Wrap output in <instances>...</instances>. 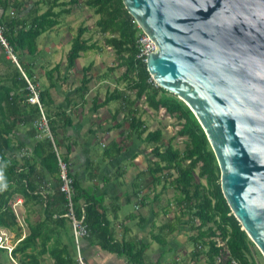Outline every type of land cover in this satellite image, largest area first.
Instances as JSON below:
<instances>
[{
  "label": "trees",
  "instance_id": "obj_1",
  "mask_svg": "<svg viewBox=\"0 0 264 264\" xmlns=\"http://www.w3.org/2000/svg\"><path fill=\"white\" fill-rule=\"evenodd\" d=\"M80 2L98 15L95 21L97 30L103 36L104 45L112 48L117 61L110 68H123L118 78L125 82L124 90L114 88L106 93L102 101L97 98L92 100L91 110L96 111L110 101L120 100L116 113L125 111L126 119L123 122H129L128 135L143 142L154 143L151 148L154 159L149 160L146 167L150 182L160 183L164 178V182L178 191L174 198L178 214L173 221L168 219L159 225L160 230L171 234L179 229L182 219H186L189 230L195 231L189 235L194 246L191 251L194 258L203 254L207 264H229L231 258L240 264H264L263 255L234 216L222 193L220 169L215 154L194 113L183 100L158 86L147 70L146 62L137 56L140 28L122 0H37L33 3L34 7H26L27 13L21 10L23 2L20 0H0V22L21 70L35 81L33 67L31 62L25 60V56H35L39 50L37 38L58 25L59 16L70 13L71 6ZM40 3L47 5L42 12L38 11ZM9 8L12 10L8 13ZM86 31V26H78L65 55V67H74L81 53L101 49L96 41L83 36ZM59 66L60 63H57L46 70L50 83L40 89L39 94L53 140L58 147L62 144L59 132L71 123L70 114L54 105L50 94V88L55 84L52 74ZM91 66L90 62L82 67L77 87L82 94L89 89L92 80L89 74ZM21 70L10 58H6L0 44V229L12 230L20 238L10 252L11 258L20 264H41L46 254L53 259V264H78L72 233L70 236L67 233L70 221L64 216L65 200L58 189L57 160L52 141L47 136L37 137L39 132L34 122L39 118L40 111L36 104L28 102V84ZM127 90L134 93L133 98L128 96ZM141 98L151 109L163 108L179 119L180 126L175 136L184 138L182 150L174 147L172 139L161 149L162 130H148L139 115L137 101ZM19 126L26 127L23 135L16 133ZM108 145V154L118 155L124 148L123 143L119 144L115 140H111ZM49 176L56 179L53 191L41 193L39 185L47 181ZM73 182L76 210L79 211L81 207L78 202L82 195L89 235L94 234L102 248L122 255L130 264H162L160 256L153 262L148 261L146 251L150 242L117 240L108 233L103 236V226L109 222L105 210L99 211L98 200L87 195L83 188L79 192L74 177ZM139 186L136 182L137 189ZM18 196L23 198L24 204L30 206V211L32 208L42 213L38 220L27 218L28 232L23 237H20L21 226L13 206ZM158 196L155 195V200ZM139 200L141 205L145 204L144 198ZM131 216L138 217L134 213ZM145 221L143 216L138 218L139 224ZM152 226H155L154 223ZM161 231H152L151 238L164 251L169 241ZM4 253H7V249L0 246V264H5L2 260Z\"/></svg>",
  "mask_w": 264,
  "mask_h": 264
},
{
  "label": "water",
  "instance_id": "obj_2",
  "mask_svg": "<svg viewBox=\"0 0 264 264\" xmlns=\"http://www.w3.org/2000/svg\"><path fill=\"white\" fill-rule=\"evenodd\" d=\"M154 82L203 128L222 193L264 257V0H122Z\"/></svg>",
  "mask_w": 264,
  "mask_h": 264
},
{
  "label": "crops",
  "instance_id": "obj_3",
  "mask_svg": "<svg viewBox=\"0 0 264 264\" xmlns=\"http://www.w3.org/2000/svg\"><path fill=\"white\" fill-rule=\"evenodd\" d=\"M6 58L8 57L6 56ZM35 62H31L32 67ZM57 63H60V66L55 69L52 74L55 84L50 88V94L53 98L54 105L65 110V112L70 114L71 117V123L58 134V137H60L62 141L59 148L62 154L68 159L69 170L75 179L79 192H82L83 188L87 195H90L93 199L98 200L100 204L97 205V209L99 211L102 209L105 210V215L109 222L103 226V232L101 233L103 236L108 233L113 235L117 240L128 239L136 240L139 243L150 242L149 248L152 247L154 242L151 238L152 233L161 231L158 226L163 223L160 222L161 220H158V217H160L158 212L153 209L150 210L149 208V210L144 214L138 213L137 218H133L131 213L122 215L119 214L121 204L129 202L133 196L138 198L137 203L139 208L144 206L150 207V202H155L160 198L161 189L157 190L153 187L151 195L150 189H147L146 187L142 188L143 186L140 184V181H138L141 174L144 173L143 175H146L142 167L144 151L141 147H138V143L142 141L135 136H130V134L128 135L129 122L127 120L123 122V119H126L125 111L121 110L118 114L116 113V109L121 104L120 100H113L116 101L114 106H110V103L112 102L110 101L108 104L101 106L96 111L91 110L93 105L92 100L97 98L98 101H102L106 93L112 90V88L110 89L108 86L110 78L105 77L107 75H103L102 78L98 80L96 85H92L91 81L89 89L82 94V91L77 90L80 81L76 82L69 79L77 69L76 65L80 64L78 58L72 68L65 67V63L60 61H57L55 64ZM95 64L99 65L96 67L100 69H104L108 66H114V63L106 65L103 60L99 59L96 63H92L90 71ZM54 65H49L47 68L43 66L38 73L32 68L34 78L37 80H40V76L38 75L39 73L45 75L46 80H40L42 88L50 83L49 78L46 75V70ZM83 66L87 65L80 64V72H82ZM103 84L104 95H99L98 90L96 91V87ZM114 88L122 89V87H119L118 85L114 86ZM127 94L130 96L128 92ZM121 122L122 124L118 126ZM25 131V126H19L16 133L18 135H23ZM99 134H103L105 138L108 139V142H104L102 140L100 141L104 151L101 156H96L93 151V146L94 143L98 141L97 135ZM111 140H115L119 142V144H124V148L120 154H108L107 148L110 147L108 144ZM66 145L69 147L67 148ZM124 160L130 161L131 165L128 167V165L123 163ZM136 166L139 168L134 174L133 172ZM55 181L56 179L54 177L49 176L47 181L43 182L42 185L40 183V192H52V186ZM136 182L140 185L137 190L135 189ZM156 194L159 196L155 200L154 197ZM140 198L145 199L144 205L139 203ZM15 200H20V202L15 201L16 204L14 208L21 226L20 237H23L28 232L27 218L35 221L42 217V213H38L35 210L33 211L32 208L30 211V206L24 204L23 198L20 196H18ZM78 204L79 206H83L84 204L82 195ZM38 210L42 212L40 208H38ZM176 214L177 212H174L173 215L176 216ZM55 216H57V214H55ZM140 216L146 218V221L142 224H139L138 222V218ZM153 223L155 226H152ZM67 226V233L68 236H70L72 233L70 222H68ZM0 230L13 237L14 242L12 246L20 240L19 237H16L14 231L7 228H1ZM161 233L167 235L166 230L161 231ZM174 233L175 232L168 234L169 236L167 239L169 243L166 250L163 251V247L155 248L153 250V254L151 255L146 251L148 261L153 262L160 256L159 260L162 264H207L203 254L194 258L192 253L189 252L192 249L185 250L182 254L178 255L180 243L172 241ZM80 246L84 259L89 264H130L122 255L102 248L98 242V238L94 236V234L84 237L81 240ZM43 257L45 258L41 264H44V262H50L53 264V259L48 254Z\"/></svg>",
  "mask_w": 264,
  "mask_h": 264
},
{
  "label": "rangeland",
  "instance_id": "obj_4",
  "mask_svg": "<svg viewBox=\"0 0 264 264\" xmlns=\"http://www.w3.org/2000/svg\"><path fill=\"white\" fill-rule=\"evenodd\" d=\"M13 1V0H11ZM23 2V6L21 7V10L23 13H27L26 7H34L33 5L34 1L37 0H20ZM67 1V0H66ZM39 12H42L46 9L47 5L40 3L38 5ZM58 9V7L56 8ZM11 8L7 10V12H11ZM98 18V15H96L93 10L86 6L83 2H80L79 4L75 6H71V11L68 14H61L59 16V24L54 26L52 29L42 33L37 38V44L39 47L38 53L33 56H25V60H28L29 62L36 61L33 65V69L35 72H40L42 67L44 66L47 68L49 65H54L57 61H60L62 63H65V54L67 50L69 49L71 45V40L74 35H76L77 28L80 25H84L87 27V31L84 33V37L90 38L91 41H96L98 44L101 45L100 50H89L86 52L81 53V56L78 58V61L80 64H86L88 65L90 62L96 63L99 59L103 60V62L107 65L110 63L116 64V57L113 53V50L111 47H107L104 45L103 42V36L98 32L97 27L95 25V21ZM80 64H77V69L75 70L74 74H69L70 80L79 82L80 76L82 75V72H80ZM96 66H99L95 64L89 74L92 76V82L91 84H97L98 80L102 78L103 75H107L105 77L110 78L109 79V88L113 90L114 86L118 85L119 87H122L121 90L125 89V82L123 80H119V75L123 71V68H114L110 69L112 66L105 67L104 69L97 68ZM41 81L46 80L45 75L39 73L38 74ZM35 79V83L42 89L40 80ZM106 87V86H105ZM119 89V88H118ZM98 90V94L102 95L104 93V84L99 85L96 87V91ZM111 90V91H112ZM130 97H134V93L132 91L127 90ZM104 95V94H103ZM116 104V101H112L110 103V106H114ZM138 105V112L141 118L145 121L148 130H153L156 128H160L163 133V137L161 140V149L163 150L166 145L168 144V141L172 139V144L174 147L182 150L184 148L185 142L184 138L181 136H175L176 131L179 129V119L175 116H171L169 113L165 112L163 108L159 110L151 109L147 103L144 101V98H141L137 101ZM128 121V120H127ZM135 138V137H134ZM97 142L94 143L93 151L95 155H102L104 148L101 146V140L104 142H108V139L105 138V136L97 135ZM137 144V140H136ZM138 147H141V149L144 151V157L142 159V167L144 169V172L146 175L141 174L140 184L143 186L142 188L150 189V193L152 195V189L155 187L157 190L161 189L160 198L159 200L155 202H150L148 206L140 207L138 206L137 200L138 198L136 196H133L129 202H124L121 204V210L119 212L120 215L127 214V213H136V214H144L146 213L149 208L150 210H156L160 217H158V220H161L160 222L164 223L168 219L174 220L175 215L174 212H177L178 214V207L175 203V197L178 194V191L175 190L172 186H170L168 183L164 182V178L161 179L160 183H151L150 182V175L148 171L146 170L147 165L149 164V160L154 159L151 154V148L154 146V143H148V142H139ZM137 148V147H136ZM124 164L128 165V167L131 165L130 161L124 160ZM139 167L134 168V174L137 172ZM136 170V171H135ZM136 181V180H135ZM166 185V187L162 188V185ZM137 189V188H136ZM148 191V190H147ZM149 193V192H148ZM148 196V195H147ZM137 206V208H136ZM176 214V215H177ZM188 223L186 219H182V222L179 225V229L174 231L173 234V240L176 243H180V247L178 249V255L182 254L185 250L194 249L192 241L189 239V235L191 233H194L195 231H191L188 228ZM167 233V232H166ZM169 233H167V237ZM4 239L1 243H3L6 247L13 244V237L7 234L6 232L3 233ZM153 247V248H152ZM152 247H150L147 250L148 254H153V250L155 248H159L160 246L156 241L153 242ZM191 250V251H192ZM189 251V252H191ZM2 260L5 264H20L16 259L11 258L9 255V252L4 253ZM44 264H51L50 262H44ZM260 264V263H259Z\"/></svg>",
  "mask_w": 264,
  "mask_h": 264
},
{
  "label": "built area",
  "instance_id": "obj_5",
  "mask_svg": "<svg viewBox=\"0 0 264 264\" xmlns=\"http://www.w3.org/2000/svg\"><path fill=\"white\" fill-rule=\"evenodd\" d=\"M0 44L2 45L6 56L10 58L21 70L20 65L17 61V57L13 51V48L7 40L4 27L1 22H0ZM136 46H137V56L141 57L144 61H146L147 55H149L152 51L156 49V45L154 41L150 38V36H148L144 31H142L141 28L137 36ZM22 75L24 76L28 84L27 85L28 93H29L27 98L28 102L36 104L40 111L39 118L34 122V125L36 126L39 132V135L37 137L41 138L43 136H47L52 141L53 151L55 153L57 160V168H58L57 171H58V179H59L58 189L64 196L65 207H66V212L64 213V216H66L70 221L76 261L78 264H89L84 259V256L82 254V249L80 246L81 240L89 235V227L86 222L87 213L84 206H81L79 208V211L76 210V204L74 201V196H75L74 182H73V177L69 170V162L64 158L60 148L56 145V143L53 140V136L48 125V119L46 117L44 108L42 106L39 97L40 87L33 80L29 79L23 71H22ZM15 201L20 202V200H15ZM15 201L13 203V206H15L16 204ZM3 239H4V235L3 232L0 230V246L5 247L10 255L13 246L10 245L6 247L3 243H1ZM229 264H240V263L236 259L231 258L229 260Z\"/></svg>",
  "mask_w": 264,
  "mask_h": 264
}]
</instances>
